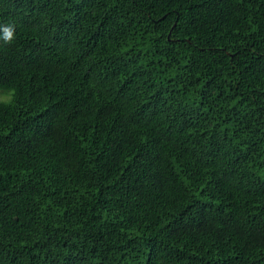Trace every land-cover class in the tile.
Instances as JSON below:
<instances>
[{"label":"trees","instance_id":"16d2710c","mask_svg":"<svg viewBox=\"0 0 264 264\" xmlns=\"http://www.w3.org/2000/svg\"><path fill=\"white\" fill-rule=\"evenodd\" d=\"M0 264H264V0H0Z\"/></svg>","mask_w":264,"mask_h":264},{"label":"clouds","instance_id":"9594fccd","mask_svg":"<svg viewBox=\"0 0 264 264\" xmlns=\"http://www.w3.org/2000/svg\"><path fill=\"white\" fill-rule=\"evenodd\" d=\"M0 30L3 31V38L5 42H11L12 39L14 38V26L8 25Z\"/></svg>","mask_w":264,"mask_h":264},{"label":"rangeland","instance_id":"374dc122","mask_svg":"<svg viewBox=\"0 0 264 264\" xmlns=\"http://www.w3.org/2000/svg\"><path fill=\"white\" fill-rule=\"evenodd\" d=\"M7 96L5 95H0V101H6L7 100Z\"/></svg>","mask_w":264,"mask_h":264}]
</instances>
